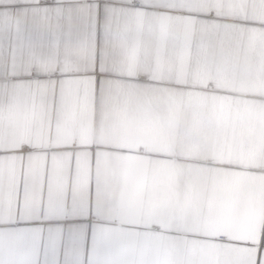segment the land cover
<instances>
[{"label":"crops","instance_id":"0c3cea01","mask_svg":"<svg viewBox=\"0 0 264 264\" xmlns=\"http://www.w3.org/2000/svg\"><path fill=\"white\" fill-rule=\"evenodd\" d=\"M0 264H264V0H0Z\"/></svg>","mask_w":264,"mask_h":264}]
</instances>
